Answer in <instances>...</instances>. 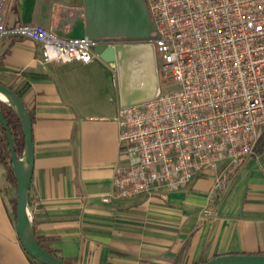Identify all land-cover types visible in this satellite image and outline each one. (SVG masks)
<instances>
[{
	"label": "crops",
	"instance_id": "1",
	"mask_svg": "<svg viewBox=\"0 0 264 264\" xmlns=\"http://www.w3.org/2000/svg\"><path fill=\"white\" fill-rule=\"evenodd\" d=\"M62 7L82 8L83 0H0L7 26L50 31ZM0 84L31 117L33 228L57 257L70 264H201L264 255V151L232 170L221 161L178 191L115 199L114 171L124 157L114 64L43 63L36 43L6 37ZM8 186L0 168V264H31L15 232Z\"/></svg>",
	"mask_w": 264,
	"mask_h": 264
},
{
	"label": "built area",
	"instance_id": "2",
	"mask_svg": "<svg viewBox=\"0 0 264 264\" xmlns=\"http://www.w3.org/2000/svg\"><path fill=\"white\" fill-rule=\"evenodd\" d=\"M144 1L149 39L62 38L40 25L7 26L0 12V41H33L43 63L88 64L101 61L97 45L152 44L159 95L115 115L124 157L115 199L184 189L221 161L232 170L253 155L264 129V0Z\"/></svg>",
	"mask_w": 264,
	"mask_h": 264
},
{
	"label": "water",
	"instance_id": "3",
	"mask_svg": "<svg viewBox=\"0 0 264 264\" xmlns=\"http://www.w3.org/2000/svg\"><path fill=\"white\" fill-rule=\"evenodd\" d=\"M58 16V23L51 32L62 38L149 39L154 32L144 0H83L82 8L62 7ZM92 50L101 61L114 64L121 107L142 104L159 95L160 83L152 44L97 45ZM0 97V101L15 114L24 138L22 154L18 157L7 122L0 112V125L5 131L15 180L14 226L19 244L26 255L39 264H66L43 250L35 238L30 205L33 172L30 114L13 90L2 84ZM201 264H264V255H224Z\"/></svg>",
	"mask_w": 264,
	"mask_h": 264
},
{
	"label": "trees",
	"instance_id": "4",
	"mask_svg": "<svg viewBox=\"0 0 264 264\" xmlns=\"http://www.w3.org/2000/svg\"><path fill=\"white\" fill-rule=\"evenodd\" d=\"M0 112H1L2 116L4 117L5 121L7 122L8 129H9L11 136H12V139H13L15 152H16L17 156L20 157L22 154L23 142H24V138L22 135V130H21L20 124H19L15 114L13 113V111L6 104L2 103L1 101H0ZM263 151H264V129H262V131L260 132V135H259L258 140L256 142V145L254 147V153L252 156H257L258 154H260ZM0 162L2 163V165L6 169V172H5L6 182L9 183L10 185H12L14 189H16L15 180H14V177L12 174V168H11V163H10V150H9V146L7 144L5 131L1 125H0ZM15 201L16 200L12 201L14 220H15V213H14L15 212ZM35 238L43 250L48 252L50 255L57 257L56 254L52 250H50L48 248V246L43 241H41L36 235H35ZM27 258L29 259V262L31 264H39L38 262H36L32 258H30L29 256H27ZM57 258L66 264H70L68 261H66L62 258H59V257H57Z\"/></svg>",
	"mask_w": 264,
	"mask_h": 264
},
{
	"label": "rangeland",
	"instance_id": "5",
	"mask_svg": "<svg viewBox=\"0 0 264 264\" xmlns=\"http://www.w3.org/2000/svg\"><path fill=\"white\" fill-rule=\"evenodd\" d=\"M162 85H163V83H161V86H162ZM171 87H172V86H171ZM161 90L164 91V90H165V87L162 86ZM0 168L4 171V173L6 172V169H5V167L2 165L1 162H0ZM7 184H9V183H7ZM8 188L11 189V194H12V197H13V198H12V201H13V200L16 199V192H15V189H14L13 186L10 185V184H9ZM11 207H12V211H13V203H11ZM12 216H13V218H14L13 213H12ZM14 221H15V220H14Z\"/></svg>",
	"mask_w": 264,
	"mask_h": 264
},
{
	"label": "bare ground",
	"instance_id": "6",
	"mask_svg": "<svg viewBox=\"0 0 264 264\" xmlns=\"http://www.w3.org/2000/svg\"><path fill=\"white\" fill-rule=\"evenodd\" d=\"M0 99H2V98L0 97Z\"/></svg>",
	"mask_w": 264,
	"mask_h": 264
}]
</instances>
